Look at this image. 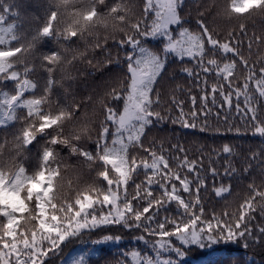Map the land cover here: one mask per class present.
I'll return each instance as SVG.
<instances>
[{"label": "snow or ice", "instance_id": "obj_1", "mask_svg": "<svg viewBox=\"0 0 264 264\" xmlns=\"http://www.w3.org/2000/svg\"><path fill=\"white\" fill-rule=\"evenodd\" d=\"M191 2L185 12L188 0H47L42 16L21 18L0 0V125L15 129L11 140L0 137V264H48L70 239L117 228L141 233L134 238L147 251H132L134 264H178L172 256L192 246H236L245 256L221 264H250L249 246L264 244V146L246 155L236 145L185 147L149 133L168 124L197 129L200 120L205 132L212 117L238 138L249 130L264 138V34L249 35L242 22L217 31L219 21L264 14V0ZM149 38L161 47H148ZM185 59L193 66L169 75ZM179 74L198 88L186 100L164 83ZM257 169L231 202L209 207ZM128 255L109 264H127Z\"/></svg>", "mask_w": 264, "mask_h": 264}, {"label": "trees", "instance_id": "obj_2", "mask_svg": "<svg viewBox=\"0 0 264 264\" xmlns=\"http://www.w3.org/2000/svg\"><path fill=\"white\" fill-rule=\"evenodd\" d=\"M4 2L12 4L13 5L12 11L18 12L19 16L22 18L25 16H42L46 7L47 0H4ZM210 2H212V0H210ZM215 3L218 5V7H223L226 4H230V0H215ZM136 6L137 7L142 6L139 4V0H136ZM193 8L194 5L192 4L191 0H188V4L185 7V12ZM255 17L257 18L258 22L255 24H251L252 19H254ZM12 19H16V17H10V19L7 22H11ZM241 22L247 25L249 35H251L252 33H256L257 35L264 34V14H261L259 12H254L251 16H249L248 13L241 14L238 20L232 21V24H225L222 21H219L217 25V31H220L226 27H232L233 25ZM173 27L175 28V26ZM48 43L49 46L53 48L57 47V45L52 41H49ZM146 45L152 48L153 50H156L158 47H161V45L158 44V41H155L151 38H149L146 41ZM121 55H123V53ZM193 64L194 62L189 63L187 59H185V62L182 65L176 64L170 66L169 75H171L173 73V70L176 68L185 67V66L192 67ZM92 79H99V73H97L96 77ZM164 83L166 87H168L170 90L172 88H175L176 95L180 99H185V100L187 99L185 93H187L189 89H191L193 93L198 92V88L194 83L193 78L192 77L186 78L185 75L182 74L176 75L175 79H167L166 77ZM12 88H13L12 82H7L6 90H11ZM181 89H183V92L181 91ZM86 95L87 93H81L77 95V99H81L83 96ZM185 111H188L187 107L185 108ZM222 119H223V113H221V121ZM202 123H203L202 120L197 121L198 124L197 129H182L179 124L177 125L168 124L167 128L162 132H158L154 130L152 133H149V139L156 138L157 141L159 142L161 139L167 138L170 139L172 143H176V139L178 138L180 139L181 143L184 144L185 147H190L192 145L199 147V145L201 144H206L210 147H215V148H220L224 144L236 145L239 146L236 149L237 152L242 151L246 155L250 154L248 152L249 148H251L253 151H258L261 146H264V138H261L259 134L253 136L252 130H249L248 132L244 133V138L241 139L237 137L234 131L227 132L225 130L227 126L224 125L222 122L218 123L215 118L212 117L209 118L208 123L212 125V127L205 132L199 131V126ZM230 123H236L237 126L241 127V132L242 133L244 132L243 125L238 121L230 119ZM16 126L18 127V125ZM216 127L220 128L219 133L214 131ZM172 129H175L174 133L171 131ZM14 130L15 129L13 127H4L0 125V137L7 135V138L11 140L12 137L10 133L13 132ZM41 143H43V141H41ZM38 147L39 146L37 145L35 148L32 149L30 153H26V155L29 157V159L25 161L26 167L35 165L36 151ZM63 155L67 156V153L65 152L63 153ZM213 158H215V154H213ZM66 162L78 169H82L83 171L87 170L86 166L83 165L82 161L72 159ZM233 166L239 168L240 164L234 162ZM219 170L221 173H223L222 168ZM258 175H259V170L257 169L256 171L252 172V174L248 177V179L242 181L232 180L231 183H232L233 195L227 196L225 200H220L212 196L209 199V207H215L217 210H219L224 206L225 202H231L234 199L236 193L242 191L243 187L247 183H249L253 177H258ZM73 179H74V175L72 173H69L65 179V183ZM257 182H259V180H257ZM223 183L227 185L229 181L225 179ZM212 184L213 182L211 178H209L208 180L209 189L212 188ZM216 186H219V178H217ZM103 235H120L122 237L121 241H125V243H122L123 246L120 244L119 245L111 244L105 247H101L98 245H92L91 243L87 242L89 240L98 239ZM139 235H141L140 232H129L126 229H118V228L111 232L93 233L91 235L85 234L82 237L70 239L66 243L62 244L61 251L59 252V254L55 256H51V258L48 260V264H62V261H64L65 264H72V261L74 259H78L82 255L85 257L87 264H109V262L113 261L114 259H123L124 257L119 256V253H126L125 251L131 248V246L128 244V240H133L135 239L134 237ZM132 244H136V243L132 242ZM142 244H139L140 247L141 248L145 247ZM177 246L179 245L177 244ZM122 247H125L124 251ZM215 247L219 248L220 246L217 245ZM89 250L91 251L89 252ZM181 250L185 252L184 257L178 258L175 255L172 256L174 259H177V261L180 264H221V261H223L225 257L237 256V255L245 256V250L242 248H237L236 246H232L227 251L225 250L212 251L210 248L206 247L204 249H201L197 246L185 247L182 248ZM246 256L251 257L250 264H264V244L257 243L250 245L249 248L247 249ZM225 264H227V262H225Z\"/></svg>", "mask_w": 264, "mask_h": 264}, {"label": "rangeland", "instance_id": "obj_3", "mask_svg": "<svg viewBox=\"0 0 264 264\" xmlns=\"http://www.w3.org/2000/svg\"><path fill=\"white\" fill-rule=\"evenodd\" d=\"M258 22V20H257V18L255 17L254 19H252V22H251V24H255V23H257ZM153 40H155V39H153ZM155 41H157V40H155ZM137 240L136 239H133V240H128V244L131 246V248L130 249H128V250H126L125 252L126 253H129V255H128V264H134V261L132 260V258H131V255H130V253L132 252V251H141V253L143 254L144 252H146L147 251V247L144 245V242L143 241H138V242H136ZM132 242H135L136 244H132ZM122 243H125V241H119V242H117V243H114V244H120V245H122ZM143 243V244H142ZM139 244H142V245H144L145 247H143V248H141L140 247V245ZM108 245H111V244H106V245H98V246H101V247H105V246H108ZM123 246V245H122ZM122 249H123V251H124V249H125V247H122ZM174 256V255H173ZM164 258H168L167 257V254L165 255V257ZM173 258V257H172ZM174 259V258H173ZM178 264H180L179 262H178Z\"/></svg>", "mask_w": 264, "mask_h": 264}]
</instances>
